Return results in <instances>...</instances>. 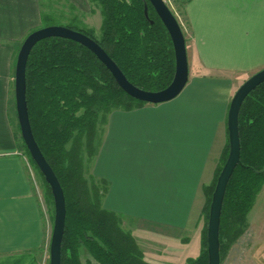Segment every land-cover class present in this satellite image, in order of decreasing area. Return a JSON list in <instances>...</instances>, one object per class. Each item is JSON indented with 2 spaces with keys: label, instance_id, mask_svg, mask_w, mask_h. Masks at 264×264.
<instances>
[{
  "label": "crops",
  "instance_id": "obj_1",
  "mask_svg": "<svg viewBox=\"0 0 264 264\" xmlns=\"http://www.w3.org/2000/svg\"><path fill=\"white\" fill-rule=\"evenodd\" d=\"M182 2L186 86L170 101L110 112L93 164L104 206L152 264L187 263L176 252L193 239L201 253L205 187L228 143L232 99L264 68V0ZM42 12V0H0V264H46L51 246L54 222L12 116L17 55Z\"/></svg>",
  "mask_w": 264,
  "mask_h": 264
},
{
  "label": "trees",
  "instance_id": "obj_2",
  "mask_svg": "<svg viewBox=\"0 0 264 264\" xmlns=\"http://www.w3.org/2000/svg\"><path fill=\"white\" fill-rule=\"evenodd\" d=\"M88 1L101 13L99 34L91 27L80 26L76 16L65 26L94 38L136 86L151 91L168 87L176 70L174 46L149 0ZM146 3L149 17L145 14ZM55 18L43 10L41 27L61 25ZM27 101L35 138L66 197L62 264H152L145 259L133 234L124 229L122 217L104 206L106 186L101 182L104 185L101 189L94 177H86L83 155L84 150L90 157L95 155L99 125L110 112L131 110L146 102L127 94L89 48L62 37L43 39L33 47L27 63ZM239 131L241 162L228 182L222 209V260L225 237L236 239L246 229L248 214L264 187V82L244 101ZM23 143L44 178L47 195L55 208L51 187L24 140ZM229 151L228 137L216 177L205 187L208 217L218 176ZM207 230L202 232L201 253L186 264H208ZM82 248L91 259L82 260Z\"/></svg>",
  "mask_w": 264,
  "mask_h": 264
},
{
  "label": "water",
  "instance_id": "obj_3",
  "mask_svg": "<svg viewBox=\"0 0 264 264\" xmlns=\"http://www.w3.org/2000/svg\"><path fill=\"white\" fill-rule=\"evenodd\" d=\"M161 21L167 28L175 51L176 70L168 87L151 91L133 84L106 50L91 36L65 25H49L32 31L24 40L16 60L15 99L18 122L22 138L31 157L50 185L55 202V219L50 246V264H62V242L66 227V197L61 182L48 162L33 133L27 101V63L33 47L41 40L50 37H62L79 42L89 48L110 70L119 86L130 96L151 104H159L177 97L189 79V61L186 37L182 24L170 6L164 0H149ZM145 14L149 17V6L145 4ZM153 22V21H152ZM264 82V68L250 76L236 91L228 113V137L230 151L218 176L210 205L207 241L208 264H222L220 227L222 209L227 185L236 167L241 162V139L239 115L247 96ZM264 171V168L262 169Z\"/></svg>",
  "mask_w": 264,
  "mask_h": 264
},
{
  "label": "rangeland",
  "instance_id": "obj_4",
  "mask_svg": "<svg viewBox=\"0 0 264 264\" xmlns=\"http://www.w3.org/2000/svg\"><path fill=\"white\" fill-rule=\"evenodd\" d=\"M43 10L47 13H52L56 18V22L65 25L68 23L74 16L78 17L79 25L82 27H91L95 30L96 34H99L100 21L102 20L101 13L98 8L94 7L88 0H42ZM170 8L176 14L179 21L182 24L185 23L183 16V2L182 0H170ZM15 95L12 97V116L13 122L16 129V137L19 143V148L24 155L25 159L28 160L34 170V175L36 177L37 185L45 194L47 203L50 209L51 218L54 222L55 219V208L53 201L47 195V187L45 185L44 178L39 173L38 169L32 163L29 154L26 152L22 137L21 131L19 128L17 113H16V104H15ZM99 127L100 132L102 133L104 128V123ZM99 132V133H100ZM99 138V137H98ZM99 141V140H98ZM99 143V142H98ZM96 154V153H95ZM84 160H85V174L88 179L91 177L95 178L96 183L102 189L104 185L101 183L94 173V157L88 156L86 150L83 151ZM222 161V160H221ZM221 165V163H220ZM218 171V170H217ZM216 177V176H215ZM206 196V195H205ZM104 202V201H103ZM208 198L205 197L203 213H202V225L203 231L208 228ZM247 227L246 229L238 236L236 239H230L226 236L224 241V255L222 264H264V187L262 191L258 194L255 205L252 211L248 214L247 217ZM123 224V220H122ZM231 234H229L230 236ZM159 239V238H157ZM165 240V239H163ZM200 241L198 239H193L188 248L180 249L176 253H181V259L187 255V261L191 258H196L199 256V247ZM164 249L162 246H158L159 249ZM206 246L204 245L205 249ZM183 250V251H182ZM182 251V252H181ZM46 264H50V248L47 249ZM82 260L86 261L91 259L88 251L85 248L81 249ZM186 261V262H187ZM184 263V262H183ZM94 264H96L94 262ZM186 264V263H185Z\"/></svg>",
  "mask_w": 264,
  "mask_h": 264
},
{
  "label": "built area",
  "instance_id": "obj_5",
  "mask_svg": "<svg viewBox=\"0 0 264 264\" xmlns=\"http://www.w3.org/2000/svg\"><path fill=\"white\" fill-rule=\"evenodd\" d=\"M168 5H171L170 0H164Z\"/></svg>",
  "mask_w": 264,
  "mask_h": 264
}]
</instances>
